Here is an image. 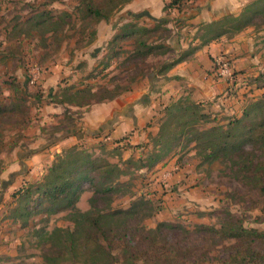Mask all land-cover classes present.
<instances>
[{"label": "rangeland", "instance_id": "rangeland-1", "mask_svg": "<svg viewBox=\"0 0 264 264\" xmlns=\"http://www.w3.org/2000/svg\"><path fill=\"white\" fill-rule=\"evenodd\" d=\"M126 4L93 30H83L77 0H0V103L22 110V116L11 113L0 120V264H263L264 190L250 179L248 164L235 156L205 161L194 143L182 138L161 162L141 167L152 144L145 146L140 140L139 148H123L127 135L94 142L79 126L91 104L126 94L174 59L171 45H176L179 21L162 24L151 33L147 43L165 48L141 57L134 53L133 36L118 35L124 25L154 27L156 22L136 17ZM258 20L264 24V13ZM12 80L22 87L19 96L11 89ZM64 88L81 92L61 103ZM201 109L209 117L201 128L225 125L231 117L202 103ZM162 116L149 123L148 132L142 129L146 141L158 131ZM79 144L124 169L116 191L96 193L86 182L78 211L48 214L38 205L31 208L26 223L14 219V192L37 181L56 154ZM245 149L253 153L248 157L253 163L264 161V153L252 152L250 146ZM132 200L142 202L137 216L100 217L127 208ZM93 220L107 233L121 228L136 237L135 248H144L139 259L125 260L120 250L95 253L97 246L87 245V235L106 242L90 223ZM161 222L165 225L158 233L146 232V239L140 236L142 229H155ZM239 225L254 229L256 235L229 237L226 231ZM67 231L79 237L72 250L67 249ZM149 239L170 249L169 256L158 259L152 254L146 248Z\"/></svg>", "mask_w": 264, "mask_h": 264}, {"label": "trees", "instance_id": "trees-1", "mask_svg": "<svg viewBox=\"0 0 264 264\" xmlns=\"http://www.w3.org/2000/svg\"><path fill=\"white\" fill-rule=\"evenodd\" d=\"M130 0H77L82 8L80 25L83 30L91 29L102 20H107L124 3ZM186 0H168L164 3V10L177 8L182 9ZM264 0L249 3L239 17L224 16L219 20L212 21L205 26V32L215 38L223 33H234L246 25L252 23L255 17L264 13V8L258 5ZM137 17V16H136ZM151 18V17H150ZM156 25L154 27L139 26L136 23L124 25L122 33L118 35L123 39L126 36H133L135 40L134 53L141 57L155 54L163 46L147 43L149 35L156 31L159 26L169 22L168 19L151 18ZM44 21H37L41 24ZM128 26V27H127ZM115 37L114 40H117ZM169 49V48H168ZM167 49V50H168ZM165 50V51H167ZM164 51V50H162ZM180 58L172 60L169 66L175 64ZM11 89L16 96L22 93V87L16 80L10 81ZM63 97L61 103L71 101L79 95L81 90L70 92L69 88L62 89ZM73 102V101H72ZM20 112L15 106L0 103V120ZM208 114L201 109V103L194 102L188 97L172 100L164 109L163 116L159 121L158 131L151 135L144 143L145 146L152 144V148L147 153L145 159L140 164L141 167H150L161 162L174 148L180 143L182 138L187 142L194 143L203 159L208 162L222 158L237 157L241 163H246L250 179L255 182L259 189L264 190V161L253 163L248 157L253 154L246 151V146H250L252 152L259 151L264 153V94L261 97L249 101L243 108L239 117H230L226 124H215L201 128V122H208ZM21 119H24L22 117ZM1 129H0V145ZM141 145L124 143L123 148H139ZM3 166L0 165V170ZM125 173L118 162L109 160L106 156L98 155L90 151L83 145H72L62 154H56L47 171L35 182L25 183L19 190L14 192L16 209L12 211L13 218L26 223L29 215L32 214L31 208L41 206L48 214H55L63 210L78 211L77 202L83 191V184L88 182L92 185L94 192L104 195L116 191L119 179ZM141 201L132 200L127 208H118L107 211L100 215L106 220L118 217L132 218L138 215ZM85 217V214H82ZM94 221V220H93ZM89 222V220L87 221ZM99 231L100 236L106 242H98V235L90 234L86 237L89 247H96L95 253L102 251L112 252L120 250L125 260L131 257L139 259L138 254L144 252V248L136 249L134 241L136 237L128 235L125 229H116L113 233H107L99 222H90ZM165 223H159L155 229H147L140 234L146 239L147 233H158ZM147 232V233H146ZM229 237L239 239L256 235L254 229H246L242 225L230 227L226 231ZM65 236L68 243V250L75 247V240L79 239L75 231H67ZM140 237V238H141ZM144 238H141L144 239ZM146 248L151 249L152 254L159 259L160 256L168 257L170 249L158 244L156 240L149 239ZM133 251L135 254H132ZM64 251L61 252V254ZM264 264V263H263Z\"/></svg>", "mask_w": 264, "mask_h": 264}, {"label": "crops", "instance_id": "crops-1", "mask_svg": "<svg viewBox=\"0 0 264 264\" xmlns=\"http://www.w3.org/2000/svg\"><path fill=\"white\" fill-rule=\"evenodd\" d=\"M167 1L130 0L125 8L137 17L166 18L170 25L178 20L177 42L171 46L175 48L173 60H180L161 72L149 73L140 86L122 96L91 104L79 126L87 129L94 142L120 140L125 135L130 144L146 142L142 129L148 132L149 123L178 98L188 97L206 109L239 117L245 104L264 93V24L259 16L242 29L215 38L204 26L224 16L239 17L249 3L259 0H186L180 10H164ZM258 8H264V1ZM221 53L231 60V82L213 72V58Z\"/></svg>", "mask_w": 264, "mask_h": 264}, {"label": "built area", "instance_id": "built-area-1", "mask_svg": "<svg viewBox=\"0 0 264 264\" xmlns=\"http://www.w3.org/2000/svg\"><path fill=\"white\" fill-rule=\"evenodd\" d=\"M214 73L217 77L232 78V66L225 54H218L213 59Z\"/></svg>", "mask_w": 264, "mask_h": 264}]
</instances>
